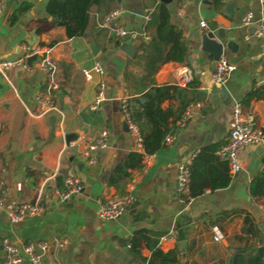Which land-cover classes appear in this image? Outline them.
Instances as JSON below:
<instances>
[{
	"label": "crops",
	"instance_id": "obj_1",
	"mask_svg": "<svg viewBox=\"0 0 264 264\" xmlns=\"http://www.w3.org/2000/svg\"><path fill=\"white\" fill-rule=\"evenodd\" d=\"M73 1L76 24L66 29L51 24L48 0H2L0 60L20 55L23 44L39 47L42 53L30 59V71L13 68L7 77L0 76V167L4 168L0 179L7 190L0 207V262L4 237L17 245L65 237L64 247L43 252L44 264H130L129 239L136 231L161 237L173 226L175 238L158 240L156 247L165 252L180 243L181 264H228L239 247L258 245L254 231L264 222V186L260 195L252 197L249 184L254 175L264 176L263 142L240 153L242 169L230 174L226 188H205L186 205L179 201L176 177L182 162L218 165L219 160L206 158L217 157V150L227 142L234 103L254 112L264 129V98L243 104L248 93L264 86V38L252 35L264 15V0ZM161 6L167 8L170 24L180 30L186 56L181 63H160L145 77L143 60L135 57L139 45L150 41L154 27L149 24ZM114 10L118 13L107 18ZM248 10L253 19L244 25ZM118 29L126 34L117 35ZM206 34L208 41L222 44L221 56L234 66L223 83L213 80L218 59L204 49ZM123 45L131 54L121 49ZM46 54L56 64L59 88L51 93L55 108L41 114L35 97L46 89L38 65ZM96 62L102 64L103 74L85 79L82 69ZM177 69L189 71L196 84V100L184 111L186 123L168 135L170 142L165 141L159 151L142 156L140 167L131 170V179L123 184V192L132 196L128 208L117 219L103 220L98 216L99 202L121 195L110 183L116 168L131 153H143L128 130L121 101L153 84H176L172 71ZM100 82L103 100L92 109ZM171 105L176 106V101L162 103L163 108ZM102 130L107 132L105 146L90 149ZM211 147L216 151H206ZM70 175L78 177L83 188L59 202L56 189ZM40 189V213L11 223L7 216L11 206L34 201ZM214 225L223 232L220 242L212 240ZM248 228L253 232H244ZM150 242L140 241L139 252L146 259L152 254Z\"/></svg>",
	"mask_w": 264,
	"mask_h": 264
},
{
	"label": "trees",
	"instance_id": "obj_2",
	"mask_svg": "<svg viewBox=\"0 0 264 264\" xmlns=\"http://www.w3.org/2000/svg\"><path fill=\"white\" fill-rule=\"evenodd\" d=\"M73 0H48L46 11L51 16L53 26L70 29L76 24ZM104 2V0H100ZM150 22V41L141 43L138 47V54L135 58L143 60L145 77L152 75L156 67L163 62L184 61L187 47L179 29L170 24L167 8H158ZM77 24H82L79 22ZM253 98H264V86L253 89L243 101L244 105L249 104ZM173 99L177 105L163 108L164 100ZM196 100V84L190 81L185 86L176 84L150 85L145 87L141 93L132 95L127 99V110L131 120L136 124L140 136V144L143 153H131L128 158L119 165L111 177L110 183L120 191L122 195L123 184L131 179V170L139 168L144 154H153L159 151L165 144L166 137L177 130V121L182 117L186 107ZM264 132V129H262ZM206 151H216L211 147ZM209 153V152H208ZM206 160H219L218 156L208 155ZM189 194L196 197L202 194L205 188L210 191L226 188L231 176L229 167L225 161L219 160L218 165H189ZM264 186L262 173L254 175L249 184V194L252 197L260 195ZM64 188V185L60 188ZM247 221V219H245ZM253 232L252 228L244 232ZM258 237L259 244L239 247L228 258V264H264V235L261 229L254 231ZM179 238L182 234L178 232ZM154 236V237H152ZM159 236L148 234L146 231H136L129 239L132 263L130 264H181L180 243L172 249L162 251L156 247ZM141 239L152 241L148 243L152 254L149 259L141 256L139 246Z\"/></svg>",
	"mask_w": 264,
	"mask_h": 264
},
{
	"label": "built area",
	"instance_id": "obj_3",
	"mask_svg": "<svg viewBox=\"0 0 264 264\" xmlns=\"http://www.w3.org/2000/svg\"><path fill=\"white\" fill-rule=\"evenodd\" d=\"M3 3L0 0V12ZM117 10L109 13L107 18H112L117 14ZM253 19V12L248 10L242 18V24L247 25ZM201 27L206 28V24L202 21ZM126 34V30L118 29L117 35L123 36ZM252 35L258 38H264V15H261L258 19V25L253 30ZM148 39V36H145ZM22 53L12 59L0 60V76L7 77V73L13 68H21L27 71L32 69V63L30 59L42 51L39 47L30 48L23 44ZM38 65L45 75L46 89L44 92H40L36 95L35 100L40 107V113H45L49 110H53L54 104L51 98V93L59 88V82L57 79V67L52 58L49 55H42L38 61ZM234 70V66L229 64L227 60L220 56L216 61L215 69L213 72V80L218 83H223L229 77L230 73ZM103 66L100 62H96L90 68H83L82 74L85 79H90L93 74H103ZM175 75V83L177 85L184 86L192 80V77L186 69H177L172 71ZM104 84L100 82L95 92L94 101L91 105L92 109H95L103 100ZM121 109L125 116L128 130L134 134L138 142H140V136L136 124L131 120L129 112L127 110V99L121 101ZM188 118V112H185L182 117L177 121V125L183 126ZM106 130H102L100 137L90 145V149L94 150L99 147L105 146ZM264 132L258 126L257 118L254 112L246 110L238 102L234 103L232 108L231 117L229 120V132L227 142L217 150V156L219 160L225 161L229 167V173L234 175L241 171L242 165L239 159L240 153L249 145L262 143ZM166 143L170 142V137L165 139ZM189 165L190 162H182L178 165V173L176 177L177 186L176 191L179 201L186 205L192 197L189 194ZM4 171L3 167H0V172ZM64 188L56 189L58 195V201L64 202L70 199L73 195L79 193L83 185L80 179L74 175L66 176L63 180ZM7 197V190L4 187L3 181L0 179V207L5 203ZM42 197L41 189L37 191L36 198L31 202L16 203L11 206L7 212V216L11 223H18L27 216H34L41 211L39 201ZM132 201V196L128 193H124L120 196L108 197L107 199L99 202L98 216L103 220H114L120 217L128 208ZM212 240L214 242H220L224 239L223 232L219 226L214 225L211 227ZM176 227H171L164 235L159 238V241H165L167 239L175 238ZM67 243L65 237L55 238L52 243L47 241H38L36 243H26L17 245L14 241L4 237L1 241V246L4 252V260L0 264H21L24 260H27L29 264H44L42 261V254L44 251L49 250L51 247L54 249L62 248Z\"/></svg>",
	"mask_w": 264,
	"mask_h": 264
},
{
	"label": "water",
	"instance_id": "obj_4",
	"mask_svg": "<svg viewBox=\"0 0 264 264\" xmlns=\"http://www.w3.org/2000/svg\"><path fill=\"white\" fill-rule=\"evenodd\" d=\"M218 33H219L218 37H222V35L220 34V30L218 31ZM204 36H205L204 37V49L206 51H212L214 53V55H215V58L218 59L221 56V54H222V49H223L222 44L217 43V42L216 43H212V42L208 41L210 39H209V36L207 34L204 35ZM227 46L229 47L230 44H227ZM121 49H123L127 54H131V51L128 50L129 48L127 49V46L123 45V46H121ZM96 50L97 49H95L93 52L95 53ZM68 139L69 138H67V141H66L67 143H68ZM71 140H73V139H71ZM263 144H264V136H263ZM260 227L264 231V222L260 224Z\"/></svg>",
	"mask_w": 264,
	"mask_h": 264
}]
</instances>
